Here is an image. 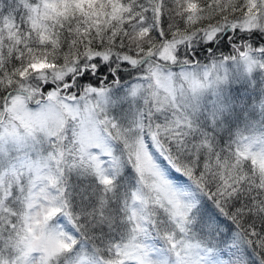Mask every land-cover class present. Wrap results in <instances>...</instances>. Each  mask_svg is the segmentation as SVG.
I'll use <instances>...</instances> for the list:
<instances>
[{"label": "snow or ice", "instance_id": "obj_1", "mask_svg": "<svg viewBox=\"0 0 264 264\" xmlns=\"http://www.w3.org/2000/svg\"><path fill=\"white\" fill-rule=\"evenodd\" d=\"M21 2L31 24L27 39L34 33L40 47L24 43L11 18L6 21L12 41L8 56L21 63L5 72L7 57L0 52V264H126L130 249L136 264H213L208 241L193 235L200 225L213 231V223L194 194L168 176L153 147L237 225L241 236L264 250V232L256 228V223L264 226V133L246 136L239 125L233 128L234 120L246 121L251 114L226 95L232 65H242L249 76L264 70V43L257 46L247 38H264V0L242 5L215 0L209 17L196 0ZM216 8L223 15L213 22ZM228 12L240 15L228 19ZM64 30L73 47L86 41L75 61L83 64L80 55L88 61L84 73L97 71L101 61L124 62L142 73L126 95L142 101L143 108L127 127L108 112L114 102L109 87L82 84L84 75L73 81L78 69L70 53L62 68L57 64ZM222 39L235 55L214 57L210 64L187 58L197 41L210 42L211 49ZM33 73L43 87L25 86ZM205 95L212 103L201 111ZM260 108L264 113V102ZM222 135L236 137L227 149L220 144ZM115 143L123 145L138 175V187L127 198L118 195L121 161ZM256 144L258 152L252 151ZM245 193L249 199L234 203ZM57 216L74 231L56 224ZM89 227L102 237L128 233V243L110 242L111 256L105 258L101 248L85 246ZM140 237L163 240L170 255L154 259L151 245L135 243ZM34 252L41 253L38 260Z\"/></svg>", "mask_w": 264, "mask_h": 264}, {"label": "trees", "instance_id": "obj_2", "mask_svg": "<svg viewBox=\"0 0 264 264\" xmlns=\"http://www.w3.org/2000/svg\"><path fill=\"white\" fill-rule=\"evenodd\" d=\"M35 2L38 3V0H35ZM214 2L215 0H200V7L204 10L203 15L205 17H209L208 9L214 4ZM233 2H236V0H233ZM239 3L242 5L243 0H239ZM170 7L175 8V4L170 3ZM225 14L228 16V19H232L233 15L237 17L240 15L239 12H228ZM222 15L223 14L220 12V9L216 8L215 12L212 13L213 22H215L216 19H219ZM28 16L29 12L24 6V4L21 2V0H4V3L0 5V28H3V31L0 32V43H2V46H0V52H3L7 57L4 65L5 72H11L15 67L19 66L21 63L20 60L17 59L15 56H8V48L11 46L12 43V41L9 39V32L6 23L9 18H11V21L15 24V31L20 33L24 37V43H28L29 46L34 49L40 47V45L35 41L34 33L32 40L27 39L28 32L31 30V24L29 23ZM176 19L179 20V17H176ZM207 22L208 19L206 18L203 23L206 24ZM199 27H201V25L198 24L196 28L198 29ZM72 38L73 37L70 33H68L66 30L63 31L62 46L61 49L57 52L56 62L60 67H63L65 63L64 56L65 54L70 53L69 59L73 61V66L78 69V71L72 74L73 81H78L79 77L84 75L87 76V79L80 78V82L82 84H100L101 87H105V84L109 85L108 83H111V81L116 82L118 80L120 81V79H127L131 75L133 76V74L137 73L135 69L131 68V66H126L124 62H116L110 65L103 63L102 61L99 62V69L97 71L92 69V73H84L83 66L88 64V61L84 59L83 55H80L79 57L80 61H82L83 64H75V61L78 51L82 52L83 46L86 41H81V43L77 47H73L71 45ZM247 38L254 40L257 46H259L261 43H264V38H262L260 35ZM24 43L19 45V47L25 51L26 61L27 52L24 49ZM209 43L210 42L206 41H197L196 44L188 50L187 58L192 63L196 61L201 64H210L212 62V58L214 57H220L224 54L235 55V53L233 52V45L227 40L222 39L214 42L212 44L211 49H209ZM96 46H98V44ZM236 47L238 48L239 45H237ZM89 67L91 68V65H89ZM110 68L112 70H109ZM48 77L49 80H51V76ZM29 82L32 86L43 87V82L39 80L37 75H32ZM250 85H252V82L250 80H247L246 82L244 81L243 84H240V82L236 81L235 87H232V103L236 107H238L242 112H247L251 114V116L246 121L242 122V120H240L239 122H237L238 120H234L232 127H237L234 124L235 122L237 124L239 123L238 127L240 128V130H242V126L244 127L245 131L242 132L246 136L259 135L260 132L264 133V119H262V115H264V113L261 112L260 108V104L264 102V70H261L260 78L257 77V87H252ZM243 87L246 88L245 96L243 95ZM0 91L4 90L0 89ZM7 91H11V89H7ZM235 139V136H233L230 140L228 136L222 135L220 144L222 147L227 149V145ZM247 142L248 141H243V143ZM233 147H235V144H233ZM252 151L257 152V144L253 147ZM153 155L158 160V156H160L159 153L155 151L153 152ZM164 161L165 160L162 158V164H164ZM167 165L169 166L168 163ZM129 167L133 168L130 174H127V172H125V174L120 172L118 173V195L122 198H127V196L138 187V175L131 162ZM169 169L171 176L175 179V181L182 184L183 186L190 187V190L197 194V200L199 202L200 207L203 210H206L207 213L208 211H210L207 214V218H210V221L213 223L216 222L218 227H220L217 243L212 239V237H210V234H207V230H205V228L203 231H199L197 229L193 230V234L196 236L197 239L209 241L208 244L212 250V257L215 258L213 253L218 252L223 258V260L227 261L228 264H264V250L259 248L254 243H249L247 238L241 236L238 231L237 225H235L231 220L222 215L215 206V204L212 202V200L205 194L199 192L196 189V186L192 183V181H190L187 177L182 176L181 173L177 172L171 166H169ZM123 175H126L127 177ZM71 179L73 184H75L76 179ZM134 181L136 183L135 185H133ZM244 195L245 196H243L241 201H237L234 203L239 205V203L249 199V197H247V193H245ZM256 228L259 231L264 232V226H261L259 223H256ZM127 234L128 233H120L119 231H116L113 232L111 235H103L102 237L101 233L95 232V239H92L93 242L90 243L91 245L86 243L85 246L90 251L93 245L101 248L102 252L100 253V255L105 258H108L111 256V253L107 250V246L109 245V243L113 241L120 243L119 239L125 238ZM222 234L225 238H229L230 242L232 243L231 246H228V249H225V247H222L223 245H220L219 239L221 238ZM235 234H238V236H234ZM155 239H157L158 242H154L152 240L153 243L159 246L160 248L165 249L166 251L167 245L164 244L163 240H159V238ZM143 240L145 239L143 238ZM167 255H170V253L167 252Z\"/></svg>", "mask_w": 264, "mask_h": 264}, {"label": "rangeland", "instance_id": "obj_3", "mask_svg": "<svg viewBox=\"0 0 264 264\" xmlns=\"http://www.w3.org/2000/svg\"><path fill=\"white\" fill-rule=\"evenodd\" d=\"M194 63H196V61ZM60 68H62V67H60ZM231 71H232V75H233V80H232V82L229 85L226 86V95H227L228 100L232 103V100H233L232 87H235L236 81L240 82V84H243L244 81L246 82L247 80H250L252 82V85H250V86H252V87L256 86L257 87V77L260 78L261 70L259 68H257V69L254 70L253 74L249 76L245 72V69H244V67L242 65L237 66V65L234 64V65H232ZM32 75H37L38 76V74H36V73H33ZM47 75L51 76V71H49L47 73ZM141 77H142V73L137 72L136 74H133V76L131 75L127 79L126 78L125 79H120V81L118 80L116 82H112L111 81V83H108L109 85L105 84V88H108V87L110 88L111 99L114 101L113 103L108 105V112L119 123H121V125H123L125 127H127L129 124H131L133 119L138 117L139 111H142V108H143L142 101H140L139 99L132 100L130 97H127V95H126L127 91H128V86L131 83H134V82H137L138 80H140ZM29 80L24 82L25 86L30 84ZM245 89H246L245 87H243V89H242L244 96L246 94ZM205 103H207L208 105H211V103H212V100L209 99L207 97V95H205V97H203L201 99V109H200L201 111H205V109H204V104ZM31 107H33V108L36 107L34 102L31 105ZM160 119L162 120L163 117H160ZM235 121H237V120H235ZM239 121L240 120H238L237 122H239ZM201 122H203V121L201 120ZM234 124L236 126L239 125V123L237 124L236 122ZM242 131H245L243 126H242ZM260 134H261V132H260ZM149 145L151 146V141L149 142ZM37 147L39 148L40 146L38 145ZM44 147H47V145H44ZM112 147L114 149V154L121 161V167H120L119 172L120 173H124V174H125V172H127V174H130L131 171L133 170V168L129 167L130 166V161L127 158V152L124 149L123 145L120 144V143H115V144L112 145ZM260 148H261V145L257 144V152L260 150ZM96 151H98V150H96ZM155 151H156V149L153 147L152 148V152H155ZM158 160H159V163L161 164V166L166 170L168 176L177 185H179V186H181L183 188H186L187 190L191 191L190 187L183 186L182 184H180L177 181H175V179L171 176L170 169H169V166L167 165V162L164 161V164H162V157L161 156H158ZM123 176H126V175H123ZM72 178L76 179V174L75 173L72 174ZM135 184L136 183L134 181L133 185H135ZM137 185H138V181H137ZM192 193L194 194V197L196 199H198L197 194L194 193V192H192ZM54 222L56 224H58V225H64L70 231H74L72 229L71 225H68L67 220L63 216L55 217L54 218ZM219 228L220 227H218L216 222H214L213 223V231H211V232L207 231V234H210V237H212V239L214 241H216V243H217V238H218V234H219ZM194 229H197L199 231H203L204 227L202 225H200V226H197ZM85 232H86V234L88 236V242L87 243L88 244L92 243L93 242L92 239L93 238L95 239V235H94L95 232H93L91 230V227L86 228ZM234 236L237 237L238 234H235ZM194 237L196 238L195 235H194ZM128 239H129V234H127L125 238H122V239L120 238L119 242L121 244L128 243ZM219 242H220V245H223L222 247H225V249H228V246H231V244H232L230 242V239L229 238H225L223 234L221 235V238L219 239ZM135 243H138V244L146 243L148 245H151L152 246V249H151L152 250V256H153L154 259H161V258H163L164 256L167 255L166 251H163V252L160 251L162 248H160L159 246L154 244L152 239L142 240L141 242L139 240H137V241H135ZM129 251L133 252V255L128 257L126 264H136V258H135V254H134V249H130ZM213 254L215 256V258H213V264H228V262L223 260V258L221 257V255L218 252H215ZM40 255H41L40 252L32 253V257H33L34 260H38Z\"/></svg>", "mask_w": 264, "mask_h": 264}, {"label": "bare ground", "instance_id": "obj_4", "mask_svg": "<svg viewBox=\"0 0 264 264\" xmlns=\"http://www.w3.org/2000/svg\"><path fill=\"white\" fill-rule=\"evenodd\" d=\"M206 211V210H205ZM210 211H208V213H209ZM206 213H207V211H206ZM207 213V214H208ZM140 242L143 240V237H140L139 239H138Z\"/></svg>", "mask_w": 264, "mask_h": 264}, {"label": "clouds", "instance_id": "obj_5", "mask_svg": "<svg viewBox=\"0 0 264 264\" xmlns=\"http://www.w3.org/2000/svg\"><path fill=\"white\" fill-rule=\"evenodd\" d=\"M196 2H198L200 4V0H196Z\"/></svg>", "mask_w": 264, "mask_h": 264}]
</instances>
